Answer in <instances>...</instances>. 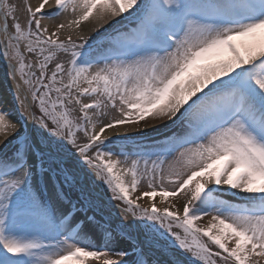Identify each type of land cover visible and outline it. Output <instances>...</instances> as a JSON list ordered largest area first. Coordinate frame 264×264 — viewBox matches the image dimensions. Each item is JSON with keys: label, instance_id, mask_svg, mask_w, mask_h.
<instances>
[{"label": "snow or ice", "instance_id": "1", "mask_svg": "<svg viewBox=\"0 0 264 264\" xmlns=\"http://www.w3.org/2000/svg\"><path fill=\"white\" fill-rule=\"evenodd\" d=\"M0 57V264H264V0H0Z\"/></svg>", "mask_w": 264, "mask_h": 264}, {"label": "bare ground", "instance_id": "2", "mask_svg": "<svg viewBox=\"0 0 264 264\" xmlns=\"http://www.w3.org/2000/svg\"><path fill=\"white\" fill-rule=\"evenodd\" d=\"M33 4L38 3V0H32ZM119 19V18H117ZM60 22H66V20L60 19L58 20ZM56 21H48L49 26H52L53 23H55ZM134 24L133 22H130L129 20H124L122 25H117V28H130L133 27ZM90 28H91V24L89 22H84L81 25L80 30L84 31V35H93L95 36V33H90ZM103 31V30H101ZM110 31H112L110 29ZM61 38L63 39V35L61 36ZM1 107H3L5 110H7V112L9 113H15V111H17V116L15 114L11 115V119L13 121V123H16L18 127L20 126V123H18V114L21 111L19 109V104L18 101L15 98V88H14V82L12 81L10 74L8 72L7 69V62L0 57V109ZM28 128H31V121L28 120L26 121ZM170 123V122H168ZM34 127V126H33ZM173 131H178V129H174L171 127H164L163 123L159 124L155 130H153L152 128L146 129L144 130V135L140 138L145 139L144 142H158V140L160 138H165L169 135H171V133ZM139 138V139H140ZM39 139V138H38ZM139 143V142H138ZM0 148H2V146H0ZM13 149V146H9V149L5 150V152H0V157L4 156V155H10L11 151ZM145 185L142 183L141 184V188H144ZM89 188L91 190L92 193H95L96 199L98 200L99 203H101L102 205H107V200H108V195L104 190V187L99 184L96 183L95 185L93 184H89ZM235 202H240V198H233ZM157 203L159 204L160 198L157 197L156 198ZM143 203L145 204V206H148L151 201L147 198H145V200L143 201ZM110 210V209H109ZM91 212L86 213L85 215H90ZM75 214H73V227L76 226V224H80V218L74 216ZM207 218H205L204 221L200 222V223H204L206 222ZM84 221H86L85 223H83L81 231H80V235L83 241H85L87 243V245L89 246L90 250H94L96 249H104L105 244L108 243L107 238L105 237V234L98 228H93V229H89L87 227V225L89 224V221L87 222V219H84ZM95 246V247H94ZM156 257H158L161 260H165L168 259V257L162 253L157 252L156 253ZM155 258V257H153ZM90 262H95L96 264H102V260H94L91 258H87ZM91 264V263H90Z\"/></svg>", "mask_w": 264, "mask_h": 264}, {"label": "rangeland", "instance_id": "3", "mask_svg": "<svg viewBox=\"0 0 264 264\" xmlns=\"http://www.w3.org/2000/svg\"><path fill=\"white\" fill-rule=\"evenodd\" d=\"M17 2V3H21L22 2V0H13V2ZM65 19L66 20V22H70V20H71V17L70 16H64V17H61L60 19ZM59 19V20H60ZM60 21H56L55 23H59ZM55 23H53V24H55ZM78 31H80V33H81V35H83L84 34V31H82V30H78ZM104 135H112V130H106L105 131V133H104ZM104 189H105V191H106V193H107V195L108 196H110V193H109V191L107 190V188H106V186H104ZM93 198L94 199H96L95 198V196H93ZM99 203V202H98ZM100 204V210H98V211H96V216H97V218H98V220L103 216L104 218H107L108 216H109V214L110 213H114L115 212V209H112L111 207H109L108 205H102L101 203H99ZM66 209H69V206L68 205H66ZM110 209V210H109ZM95 247V246H94ZM96 249V248H95ZM86 263H88V261L86 260L85 261V264Z\"/></svg>", "mask_w": 264, "mask_h": 264}]
</instances>
